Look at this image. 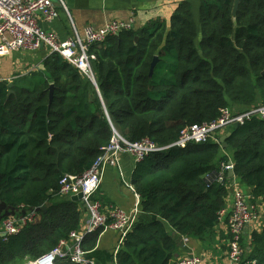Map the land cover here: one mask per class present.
Instances as JSON below:
<instances>
[{"label":"trees","instance_id":"obj_1","mask_svg":"<svg viewBox=\"0 0 264 264\" xmlns=\"http://www.w3.org/2000/svg\"><path fill=\"white\" fill-rule=\"evenodd\" d=\"M233 4L183 0L168 22L107 36L90 47L96 86L58 53L11 86L0 81V222L13 211L38 213L18 233L0 236V264L34 260L79 228V201L59 195V182L89 169L112 129L163 147L224 108L264 103V0H240L235 16ZM229 130L225 148L209 139L137 162L130 180L141 198L136 221L115 255L96 248L102 229L88 234L81 244L87 264H177L184 238L208 240L229 188L228 172L222 182L205 180L220 161H232L248 200L264 197V120L252 116ZM249 246L242 263L264 264V227L251 232Z\"/></svg>","mask_w":264,"mask_h":264},{"label":"built area","instance_id":"obj_2","mask_svg":"<svg viewBox=\"0 0 264 264\" xmlns=\"http://www.w3.org/2000/svg\"><path fill=\"white\" fill-rule=\"evenodd\" d=\"M56 6L54 0H0V58L13 51H33L43 45L48 53H58L63 59L78 69L96 86L93 71L95 55L90 52L94 44L102 43L109 35H116L120 31L133 28V20L127 22L109 20L101 26L86 25L81 32L74 30L72 35L65 39H59L53 32L47 31L39 24V19L51 21L59 14V7L66 10L62 0H58ZM5 80L0 78V81ZM252 116L264 120V103L252 106L246 111L236 112L230 108L221 110L219 117L202 123H194L180 131L178 138L163 147L155 145L147 137L138 141H129L112 129V135L103 153L96 158L89 169L81 174H65L59 182L58 193L61 196L71 197L82 193L79 202L85 208L87 216L78 229L69 233L68 237L49 252L29 261L27 264H56L60 259L68 260L74 264L93 263L86 257V251L81 244L85 237L98 229H111L119 234L118 244L114 249L115 255L125 235L131 230L140 210V196L134 192L130 180L127 181L121 168L118 154H129L135 162L141 161L150 152L165 150L170 147H185L188 143H202L209 139L220 142L219 136L224 127L234 123L243 124ZM106 165L116 167L124 185L133 192L134 203L131 211H124L114 205L102 206L94 195L101 182V177ZM233 171L231 160L220 161L217 168L210 171L205 180L207 184L222 182L225 173ZM235 176L229 177L228 184L233 187L231 194V207L221 208L219 218L226 216L229 231L226 258L228 264H243L242 256L244 248L241 239L246 225L254 223L259 212L249 200L248 195L236 186ZM231 182V183H230ZM264 214V209L262 211ZM38 219L36 208H29L18 215H10L0 222V235L4 236L18 233L26 224ZM186 240V238H184ZM177 264H202V258L198 255L180 257Z\"/></svg>","mask_w":264,"mask_h":264},{"label":"crops","instance_id":"obj_3","mask_svg":"<svg viewBox=\"0 0 264 264\" xmlns=\"http://www.w3.org/2000/svg\"><path fill=\"white\" fill-rule=\"evenodd\" d=\"M180 1L183 0H62L66 10L59 7V14L56 18L51 21L39 19V24L45 30L55 33L59 39H65L72 35L75 29L81 32L86 25L97 27L109 20L124 22L133 20V27H140L155 21H169ZM188 1L197 3V0ZM54 2L56 6H59L58 0H54ZM48 54V49L44 46L33 51L18 50L6 53L0 58V78L11 82L18 76H26L29 71L40 67ZM224 153L228 154L225 151ZM120 163L126 180H131L137 162L132 156L124 155ZM236 186L248 193L242 185L237 183ZM233 189L229 185L228 194L225 198L228 209L231 207ZM94 197L101 202L102 206L111 204L122 208L124 211H131L134 203L133 192L124 185L117 168L110 165L105 166L99 188ZM249 202L255 206L259 216L254 223L245 227L243 243L244 249L247 251L250 249L251 232L253 230L260 231L264 227V214H262L264 197H255ZM79 209L82 222V219L85 220L87 212L80 202ZM226 218V216L220 218L214 228L213 235L208 240H200L194 237H187L186 240H183L176 259L199 255L202 258V264H228L226 252L229 232ZM118 239L119 234L116 231L101 230L96 248L113 253L118 244ZM106 264L115 263L111 261Z\"/></svg>","mask_w":264,"mask_h":264},{"label":"water","instance_id":"obj_4","mask_svg":"<svg viewBox=\"0 0 264 264\" xmlns=\"http://www.w3.org/2000/svg\"><path fill=\"white\" fill-rule=\"evenodd\" d=\"M239 2H240V0H234L233 11H232V15H233V16L236 15V11H237V9H238ZM42 46H43V45H41V47H42ZM156 62H157V58L155 57V58L153 59L152 63H151L150 74H152V72H153V68H154V65L156 64ZM11 85H12V82H9V83H8V86H11ZM9 92H12V91L10 90ZM238 126H239L238 123H234V124L232 125V128H233V129H236ZM230 135H231V131H227V132H225L224 134H222V135L220 136L219 141H220V143H221V145H222V146H221L222 148H225V147H226L225 140H226ZM124 155H127V154H125V153L118 154V158H119V160H120ZM228 175H229V177L233 176V171H229ZM81 197H82V193H79V194H77V195H73V196H71V199H72V200H75V201H77V200L79 201V199H80ZM0 236H4V234L2 233ZM245 264H251V263H245Z\"/></svg>","mask_w":264,"mask_h":264},{"label":"rangeland","instance_id":"obj_5","mask_svg":"<svg viewBox=\"0 0 264 264\" xmlns=\"http://www.w3.org/2000/svg\"><path fill=\"white\" fill-rule=\"evenodd\" d=\"M167 22H168V21H167ZM230 127H231V126L224 127L222 131H223L224 133L227 132V131H230V130H229ZM224 130H225V131H224ZM224 133H223V134H224ZM127 155H128V156H131V155H129V154H127ZM120 160H121V159H120ZM120 160H119V162H120ZM120 164H121V163H120ZM110 166H111V165H110ZM112 167H113V166H112ZM121 168H122V167H121ZM98 188H99V187H98ZM97 190H98V189H97ZM80 199H81V198H80ZM80 199H79V200H80ZM19 213H21V212H19ZM19 213H18V211H13L12 213H9V216H10V215H18ZM4 219H6V218H4ZM31 261H33V260H31ZM27 263H29V261H26L24 264H27Z\"/></svg>","mask_w":264,"mask_h":264}]
</instances>
